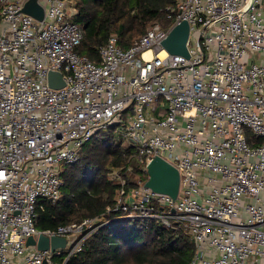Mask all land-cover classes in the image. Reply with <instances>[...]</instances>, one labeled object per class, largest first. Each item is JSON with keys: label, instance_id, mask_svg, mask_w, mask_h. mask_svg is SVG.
<instances>
[{"label": "built area", "instance_id": "2783aa9c", "mask_svg": "<svg viewBox=\"0 0 264 264\" xmlns=\"http://www.w3.org/2000/svg\"><path fill=\"white\" fill-rule=\"evenodd\" d=\"M0 0V264H66L101 224L99 217L35 226L39 200L60 197V167L99 129L179 173L177 196L138 181L120 183L107 212L186 230L189 264H264V0H175L169 24H151L130 47L111 34L94 61L68 0ZM186 20L188 57L161 42ZM64 85L51 87L48 71ZM39 234L65 237L53 250L26 245Z\"/></svg>", "mask_w": 264, "mask_h": 264}, {"label": "trees", "instance_id": "16d2710c", "mask_svg": "<svg viewBox=\"0 0 264 264\" xmlns=\"http://www.w3.org/2000/svg\"><path fill=\"white\" fill-rule=\"evenodd\" d=\"M174 3L175 0H76L73 20L84 29L76 49L98 61L99 48L111 34L126 49L147 26L155 22L167 26L170 21L164 8ZM123 142L112 126L94 132L79 149L78 159L60 167V197L55 201L39 200L35 226L52 229L96 216L104 221L66 264H189L194 243L186 230L167 227L155 219L107 212L120 186L109 175L113 168L126 180L127 189L148 177L133 147Z\"/></svg>", "mask_w": 264, "mask_h": 264}, {"label": "water", "instance_id": "95a60500", "mask_svg": "<svg viewBox=\"0 0 264 264\" xmlns=\"http://www.w3.org/2000/svg\"><path fill=\"white\" fill-rule=\"evenodd\" d=\"M21 11L27 13L34 18L41 20L44 17V7L38 0H25L21 7ZM189 34V24L186 20H181L173 25L166 37L162 40L163 48L170 54H181L188 57L186 40ZM47 81L51 87H60L64 85L60 71H48ZM148 174L144 185L153 191L166 193L172 198L177 196L179 188V173L175 166L166 160L155 156L146 166ZM66 238L60 236H47L39 234L35 239L32 235L26 239V245H34L37 249H55L65 245ZM43 264H48L46 261Z\"/></svg>", "mask_w": 264, "mask_h": 264}, {"label": "rangeland", "instance_id": "374dc122", "mask_svg": "<svg viewBox=\"0 0 264 264\" xmlns=\"http://www.w3.org/2000/svg\"><path fill=\"white\" fill-rule=\"evenodd\" d=\"M75 2H76V0H68V4L72 7V8H76L75 7ZM149 26H147V28H148ZM123 145H127V143L126 142H123ZM133 147V146H132ZM134 149V148H133ZM114 171H117V169L116 168H113L110 172H109V175H111L110 173L111 172H114Z\"/></svg>", "mask_w": 264, "mask_h": 264}]
</instances>
